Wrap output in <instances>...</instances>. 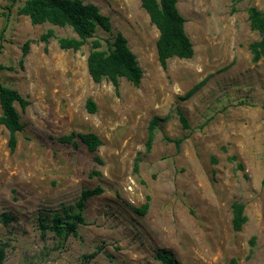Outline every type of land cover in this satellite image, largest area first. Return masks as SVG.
<instances>
[{"label":"rangeland","instance_id":"374dc122","mask_svg":"<svg viewBox=\"0 0 264 264\" xmlns=\"http://www.w3.org/2000/svg\"><path fill=\"white\" fill-rule=\"evenodd\" d=\"M84 1L111 19V32L96 33L105 47L118 33L127 39L143 70L139 87L121 78L116 94L108 80L95 83L90 42L62 50L57 39L76 37L71 28L33 26L18 12L25 0L11 10V0H0V83L30 102L25 110L15 104L23 131L14 152L0 125L3 264H86L93 253L89 264H162L160 254L176 264H264V56L253 61L249 46L262 36L248 18L251 7L264 11V0H178L194 56L172 58L166 70L160 33L139 0ZM71 132L95 134L102 145L91 153L79 138L78 148L59 141ZM97 187L103 192L87 201L86 223L61 244L53 220ZM235 203L246 206L240 232Z\"/></svg>","mask_w":264,"mask_h":264},{"label":"trees","instance_id":"16d2710c","mask_svg":"<svg viewBox=\"0 0 264 264\" xmlns=\"http://www.w3.org/2000/svg\"><path fill=\"white\" fill-rule=\"evenodd\" d=\"M139 1L142 8L149 15L151 23L156 26L160 33L156 47L161 67L166 70L168 61L172 58L192 59L194 47L185 29L186 19L178 9V0ZM11 2V5L7 8L8 10L12 9L17 0H11ZM18 12L20 15L28 17L33 26L51 24L60 28H71L76 37L57 39L62 50L77 52L90 42L91 50L87 58V67L95 83L99 84L105 79L108 80L113 85L116 94H119L121 78L128 80L135 87L140 86L143 79V70L136 55L130 50L128 41L123 34L118 33L114 41L105 40L106 47L102 40L96 38L98 28L111 32L112 23L111 19L104 15L95 4L86 3L84 0H25ZM248 18L251 30L262 36L260 41L249 46L253 61L258 62L264 56V11L251 7L248 10ZM54 36V32L49 30L41 37V40L47 45L49 39ZM30 44L31 41H27L22 48V60L20 61L22 65L24 58L29 54ZM196 89L197 87L190 91L188 97ZM16 103L21 106L22 110H25L30 104L16 90L0 83V107L2 110L0 125L4 126L9 132L8 146L11 152L16 150L17 134L23 131L20 115L15 108ZM86 107L89 113H96V105L93 100L88 99ZM178 114L183 127L188 129L189 125L183 113L178 110ZM159 120V118H154L150 123L149 138L146 145L148 151L151 150L154 131ZM77 138L88 147L91 153L96 152L102 145L99 137L92 133L77 134L71 132L69 135L62 136L59 141L78 148ZM168 141L174 143L177 148L182 143V140L179 139H168ZM96 161L100 162L99 158H96ZM137 162L135 164L136 171L138 170ZM96 173L98 174V172ZM102 192L103 190L100 187L93 190H84L73 213H71L72 209H67L64 211L65 217L57 216L53 220L51 229L55 232L61 244H65L71 235H77L79 225L86 223L83 212L87 201L94 196L101 195ZM148 208L149 203L146 202L139 210L141 215H145ZM245 208L244 204L235 203L233 205V227L236 232L242 231L243 226L248 221ZM9 221L10 218L4 214L3 222L7 224ZM40 226L42 230L47 229L43 220H41ZM254 241L255 238L251 241L252 245H254ZM7 247V244H0V264H3L6 260ZM96 256L97 253H93L84 255L83 258L86 261L85 263L89 264ZM159 259L162 264H176L175 260L168 254H160ZM230 264H238V262L236 259H232Z\"/></svg>","mask_w":264,"mask_h":264},{"label":"bare ground","instance_id":"6f19581e","mask_svg":"<svg viewBox=\"0 0 264 264\" xmlns=\"http://www.w3.org/2000/svg\"><path fill=\"white\" fill-rule=\"evenodd\" d=\"M195 45V44H194Z\"/></svg>","mask_w":264,"mask_h":264}]
</instances>
